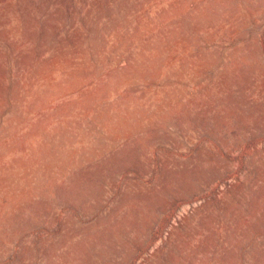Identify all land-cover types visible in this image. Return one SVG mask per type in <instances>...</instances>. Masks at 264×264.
I'll use <instances>...</instances> for the list:
<instances>
[{"label": "rangeland", "instance_id": "obj_1", "mask_svg": "<svg viewBox=\"0 0 264 264\" xmlns=\"http://www.w3.org/2000/svg\"><path fill=\"white\" fill-rule=\"evenodd\" d=\"M0 264H264V0H0Z\"/></svg>", "mask_w": 264, "mask_h": 264}]
</instances>
